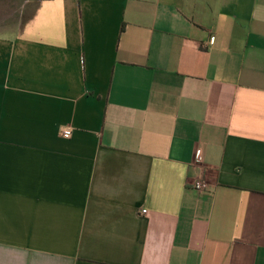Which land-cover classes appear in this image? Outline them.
Masks as SVG:
<instances>
[{
	"label": "crops",
	"instance_id": "0c3cea01",
	"mask_svg": "<svg viewBox=\"0 0 264 264\" xmlns=\"http://www.w3.org/2000/svg\"><path fill=\"white\" fill-rule=\"evenodd\" d=\"M25 11L0 35V264H264V0Z\"/></svg>",
	"mask_w": 264,
	"mask_h": 264
},
{
	"label": "rangeland",
	"instance_id": "374dc122",
	"mask_svg": "<svg viewBox=\"0 0 264 264\" xmlns=\"http://www.w3.org/2000/svg\"><path fill=\"white\" fill-rule=\"evenodd\" d=\"M41 0H0V35L12 36L14 30L23 26L25 6L35 8Z\"/></svg>",
	"mask_w": 264,
	"mask_h": 264
},
{
	"label": "built area",
	"instance_id": "2783aa9c",
	"mask_svg": "<svg viewBox=\"0 0 264 264\" xmlns=\"http://www.w3.org/2000/svg\"><path fill=\"white\" fill-rule=\"evenodd\" d=\"M62 135L64 137H69L72 135V131L70 129H67V130H64ZM196 160L198 162L201 161V156L200 154L198 153L197 156H196ZM194 189L199 191V192H202V191H208L210 189V185L209 183L206 181V180H200V181H197L195 184H194ZM143 213H147V211H143Z\"/></svg>",
	"mask_w": 264,
	"mask_h": 264
}]
</instances>
